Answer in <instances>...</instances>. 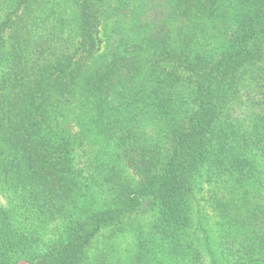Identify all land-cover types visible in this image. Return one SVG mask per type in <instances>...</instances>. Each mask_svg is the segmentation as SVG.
<instances>
[{
	"label": "trees",
	"instance_id": "16d2710c",
	"mask_svg": "<svg viewBox=\"0 0 264 264\" xmlns=\"http://www.w3.org/2000/svg\"><path fill=\"white\" fill-rule=\"evenodd\" d=\"M166 1L0 0V264H264V0Z\"/></svg>",
	"mask_w": 264,
	"mask_h": 264
},
{
	"label": "rangeland",
	"instance_id": "374dc122",
	"mask_svg": "<svg viewBox=\"0 0 264 264\" xmlns=\"http://www.w3.org/2000/svg\"><path fill=\"white\" fill-rule=\"evenodd\" d=\"M76 0H68V4L70 6L75 7L77 4L75 3ZM141 1L140 2V5L142 6V4H145L147 3L148 4V8L149 9H157V7L159 6L160 9H167L168 6H169V3L166 1V0H139ZM58 3V5H61V3L63 2H66V0H50L48 6H47V11L51 10L54 8V3ZM139 3V2H138ZM45 5V4H43ZM36 6V5H35ZM146 7V6H145ZM144 7V8H145ZM37 8V6H36ZM61 7H57L56 9H60ZM71 9H68L69 11L72 10ZM147 8V9H148ZM43 10V8H42ZM42 10H40L38 12V14H40L42 12ZM64 11V10H62ZM160 14V17L163 16L164 12L163 11H160L159 12ZM42 16H46L47 15V12L41 14ZM57 15L55 16H50L48 19L49 21L47 23H49L51 25V22L53 21V19L56 18ZM58 17V16H57ZM158 21V20H157ZM172 24H177V22L175 23H172ZM50 25H47V26H50ZM6 39H7V45L10 44V40H9V32L6 33ZM225 39V31L220 27H216V25L212 24V23H206L204 25V27L202 28L201 31H199L198 33V42H200L202 48H203V51L204 52H210V51H216L217 48L222 44L223 40ZM201 48V49H202ZM78 163V167L79 169H85V164H84V160L80 157V159L77 161ZM143 217H140V220L142 221H145L147 218H148V214H144L142 215ZM132 238H131V234L130 233H127V234H124V235H121L118 239L115 240V248H118L119 249V254L120 255H126L128 254L129 250L131 249V247L133 246L132 245ZM98 246L99 248H102V244L100 245H97V247H95V250L93 251V254L96 255L99 251L98 249Z\"/></svg>",
	"mask_w": 264,
	"mask_h": 264
}]
</instances>
